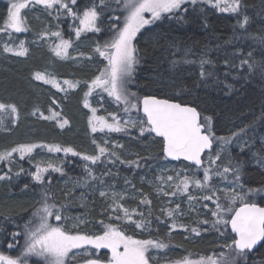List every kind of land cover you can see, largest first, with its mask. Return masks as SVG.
Listing matches in <instances>:
<instances>
[{"label":"trees","instance_id":"trees-1","mask_svg":"<svg viewBox=\"0 0 264 264\" xmlns=\"http://www.w3.org/2000/svg\"><path fill=\"white\" fill-rule=\"evenodd\" d=\"M91 3L92 0H77L73 10L82 12ZM96 3L99 4V0ZM117 7L114 0L109 2L101 18L102 28H110L108 19L117 17ZM6 9V2L0 0V25L3 24ZM23 14L27 20L26 31H13L11 35L0 33V103L14 104L18 110V116L11 114L10 110L0 113L7 129L0 130V152L19 144H45L59 145L61 149L70 147L82 155L35 148L23 158L17 152L13 153L10 161H0V175L7 173L10 177L0 181V252L11 256L21 254L24 224L39 206L43 189L48 190L50 203L64 205L62 211L64 216L69 217L66 221L69 230H73L72 225L77 223L71 218L79 216L86 221L79 230L90 235L102 231L98 223L100 220L116 223L114 218L111 221L108 218L112 192L125 195L126 199L122 201L124 207L129 211L136 209L143 212L144 218L151 221L149 228L143 231L136 229L134 224L125 222L122 225L127 234L134 235L136 239H163L168 242L169 229L174 220L162 214V210L179 204L180 213L176 214L175 223L186 226L187 230L181 227L172 230L169 249H150L153 257H159L154 264L168 263L189 254L191 259H199L227 252L224 245L230 244L233 236L222 225L221 232L225 235L211 227L216 219L210 211L215 208L212 201L207 202V209L202 206L204 201L200 197L209 193L190 192L189 195L197 197L191 205L184 193L175 196L157 193V186L166 192L172 191V185L164 182L168 176L175 177L178 171L183 173L187 168L184 174L195 173L202 178L199 169L184 162L170 164L172 171L160 169V165L167 163L162 154V140L147 133L141 136L139 127H129L122 132L100 131L99 128L96 132L91 131L89 117L93 115L92 108L96 109V116L109 122L110 113H116L121 123L129 118H143L140 111L133 112L135 115L124 113L122 104L117 106L111 98L106 99L98 92L88 97L90 107H84V93L88 90L85 82L90 81L97 74V69L102 67V62L98 60L101 57L93 53L92 45L103 44L111 32L82 33L77 40L74 29L79 21L68 16L64 10L58 14L56 8L45 10L43 6H31ZM244 16L248 17V22L241 27ZM145 28L134 41L139 50V63L133 87L129 86V89L141 99L145 95H154L197 107L202 117H212V129L216 136H227L249 125L241 138L245 139L247 146L244 147V144L241 150L242 147L230 144L227 156L221 155L219 164L223 167L228 165L229 160L239 161L240 183L249 202L264 205V165L258 163L260 158H264V140H259V137H264V77L258 67L253 71L248 64L242 63L247 60L258 66L264 62V43L260 41V37L264 36V0H241L237 13L218 11L208 4L186 3L173 16ZM57 31L63 39L72 40V46L83 43L80 53L85 55H80L79 59L83 60L80 65H76L68 54L64 59L55 56L52 48L59 43V39L51 34ZM21 40L27 49L24 56L16 55L15 51L4 52L6 43L18 50ZM96 60L97 64L92 66ZM201 60L208 61L203 69ZM202 70L206 73L203 77L200 75ZM36 73L55 79L59 87L37 80ZM66 80L77 86L70 88L64 83ZM13 120L16 122L13 123ZM64 120L68 123L61 128L59 124ZM93 140L109 151H115L120 159L105 153L96 164L83 160V155L97 154ZM217 149V144H214L211 150L213 156ZM204 159H208V154ZM126 161L136 163L128 164ZM37 163L41 167L53 163L63 172L48 169L43 173V183H38L30 175L36 171ZM85 164L93 170L96 179L87 175ZM20 169L24 171L20 172ZM105 172L109 174L104 175ZM157 177L163 179L157 180ZM232 179L229 174L225 184H219L223 180L214 177V183L217 188L224 189ZM77 181L80 183L77 184ZM25 185L28 187L25 188ZM249 189L261 190L255 191L250 199ZM101 191L109 194L107 199L100 197ZM132 191L134 198L129 196ZM65 193L68 195L65 196ZM141 194L148 197L150 205L140 204ZM218 195L223 197V192ZM235 206L239 207V202ZM112 215L114 217L115 213ZM140 218L133 215V219ZM54 219L51 217L50 222L56 223ZM204 220L209 223L203 224ZM192 228H197L200 235L193 233ZM13 232L20 233L16 241L12 240ZM17 242L18 247L8 248L9 243ZM92 251L93 258L95 255L108 256L105 249ZM31 262L29 260V264ZM240 264H245V261L241 259ZM246 264H264V243L255 252L247 253Z\"/></svg>","mask_w":264,"mask_h":264},{"label":"snow or ice","instance_id":"snow-or-ice-1","mask_svg":"<svg viewBox=\"0 0 264 264\" xmlns=\"http://www.w3.org/2000/svg\"><path fill=\"white\" fill-rule=\"evenodd\" d=\"M110 0H92L90 6H85L83 11H74V6L77 0H10L6 16L3 17V24L0 25V33L11 35L14 32L26 31L27 20L24 16V11L31 6H43L45 10L56 8L60 14L64 10L66 14L74 20H78L79 24L75 27L74 32L77 40L82 36V33H103L111 32L109 39L103 44L96 43L93 48V53H98L106 63L102 68L97 69V74L90 80L86 81L88 90L84 93V107L89 108L88 97L96 90L107 93L108 97L119 105H124L123 112L130 113L133 109L139 112L141 110L146 119H125L121 123V118L116 113H110L111 122L104 117L95 115L96 109L92 108L93 115L89 117V126L92 132L98 130L104 131L108 129L110 132H122L127 128L139 127L141 136L145 133L162 138V151L165 158L173 160L190 161L196 166V169L203 170V177L199 178L195 173L191 176L184 174L188 169H184L183 173L178 171L176 176H168L165 183L172 185V191L166 192L162 187L157 186V193H163L164 196H175L177 193H189V185L191 184L196 190L207 192L208 195L200 197L204 201L203 207L208 208V201H212L215 205L214 209H210L211 215L216 219L212 221L211 227L217 232H221V225L226 229L231 226V232L234 238L231 243L224 245L228 249L227 252L221 251L218 255L201 256L199 259H191L189 254L181 259L171 261V264H240L241 259L247 261V253L254 250V246L264 243V207H261L255 202H249L247 194L244 193V186L240 183L241 180V163L235 160H229L228 165L221 167L219 160L221 155L227 150L228 146L233 143L234 139L239 140L240 137L246 134L249 125H245L231 132L227 136H216L212 129V117L203 116L197 110V107L186 103L173 102L170 99H159L154 95H145L141 99L136 92L129 89V85L133 80L136 70V65L139 63L138 48L134 41L137 39V34L141 33V29L145 26L154 25L157 21L165 17H171L175 11L180 9L185 4L186 0H115L123 13L122 20L109 17L108 24L110 28H102V16L104 9L108 7ZM193 4L196 0H191ZM209 3L212 0H208ZM223 5V7H221ZM217 9L224 12H239L241 0H215L213 5ZM147 14V15H146ZM49 15L51 13L49 12ZM248 22V17L244 16L240 23L241 27ZM71 27V26H70ZM41 35H48L42 33ZM59 39L52 51L55 56L61 59L67 58L68 49L72 47L73 41L63 39L59 31L51 34ZM261 43H264V36L260 37ZM16 55L24 56L27 49L24 48V41L21 40L18 45V50L11 45H4V52H13ZM81 56L85 55L80 53ZM251 56V53H249ZM201 67L208 61L201 60ZM242 63L248 64L253 71L259 68L261 76L264 77V62L258 66L245 60ZM200 75L203 77L206 73L202 70ZM37 80H44L45 83H52L59 87L55 79L46 77L42 73H36ZM70 88H75L77 85L70 81H64ZM79 83V82H78ZM11 112L18 116V110L14 104L5 105L0 103V113ZM54 116L57 114H53ZM51 118V117H50ZM16 121L13 120V123ZM64 120L59 124L61 128L67 124ZM0 130H7L4 125L3 116L0 115ZM93 144L96 141L93 140ZM214 144H218L219 148L215 155L211 154V149ZM247 145L245 144L244 147ZM113 147H123V145H113ZM35 148H47L49 152H59L63 150L65 153L72 152L73 155L81 156L79 152H75L72 148H63L59 145L45 144H19L10 150L0 152V161H10L13 153H20L21 158L26 154L32 153ZM96 155H83L82 159L96 164L101 157L108 153L110 156L119 160L120 157L115 151H109L108 148L96 144ZM209 150L208 159L205 161L202 158V153ZM243 150V147L241 148ZM124 163L125 161H121ZM128 164H135L136 161H126ZM258 163L264 165V158H260ZM85 171L89 177L96 179L93 170L84 165ZM51 169L54 172H63V169L55 166L53 163H48L45 167L36 164V171L30 173L31 178L43 183V173ZM10 171V169H9ZM24 169H20L23 172ZM20 173L18 172L17 175ZM109 173L105 172L104 175ZM229 174L233 179L230 185L224 189H219L214 183V177L221 180H227ZM10 179L7 173L0 175V181ZM162 177H157V180H162ZM80 181H77L79 184ZM127 183V181H126ZM25 188L28 185L24 186ZM239 188V191H237ZM261 189H249L248 192L260 191ZM223 192V197L218 195ZM68 193H65L67 196ZM108 193L100 192V197L107 199ZM140 204L150 205L151 201L144 194ZM126 196L120 193H111V203L108 205L110 209L109 221L113 218L116 223L98 221L102 226V231L98 234L82 233L80 225L86 223L82 217H72L77 221L72 225L73 230H69L66 221L69 217L64 216V205L50 203V194L47 189L42 191V200L39 206L36 207L29 219L24 224V244L19 256L6 255L0 252V264H29V258L35 257L33 264H75L77 260L83 257L81 264H154V261L159 257H153L150 254V249L165 250L171 245L172 230L177 227L184 228V225L175 223L176 214L180 213V205L175 208L162 210V214L169 218H173L174 222L169 229V240L165 242L163 239H136L134 235H128L123 228L126 222L129 225L134 224L138 230L148 229L151 221L144 218L143 212H137L136 209L129 211L122 203ZM197 197L188 195V202L191 205L196 201ZM239 202V207L236 203ZM107 211V210H106ZM113 213L115 216L113 217ZM122 213V215H120ZM139 215L140 219H133V215ZM151 215V212H149ZM54 217L56 223L50 222V218ZM225 217H230L225 219ZM159 219V217H157ZM203 224H208V220L202 221ZM191 231L197 236L200 231L197 228H192ZM20 233L13 232L11 237L16 241ZM221 235L225 233L221 232ZM19 246V243H9L8 248L14 249ZM97 252L100 249H107L110 252L109 256L100 257L95 255L92 250Z\"/></svg>","mask_w":264,"mask_h":264},{"label":"rangeland","instance_id":"rangeland-1","mask_svg":"<svg viewBox=\"0 0 264 264\" xmlns=\"http://www.w3.org/2000/svg\"><path fill=\"white\" fill-rule=\"evenodd\" d=\"M3 1H5L6 2V8L8 9V6H9V3H10V0H3ZM110 1H112L113 2V0H110ZM114 2H115V0H114ZM116 3V2H115ZM186 3H191V4H193L192 2H191V0H186V2H185V4ZM197 3H200V4H208V5H210L211 7H213V8H216V7H214L213 5H214V3H215V0H212V2L211 3H209L208 2V0H196V3L195 4H197ZM221 7H223V5H221ZM7 9H6V13H7ZM217 9V8H216ZM218 11H221V10H219V9H217ZM222 12H224V11H222ZM116 14H117V17H115L114 19H113V22H115V20H116V18H119V19H121L122 20V16H123V13H122V11L120 10V8H119V6L117 7V10H116V12H115ZM225 13H233V12H225ZM147 15V14H146ZM6 16V15H5ZM142 30V29H141ZM110 38V37H109ZM108 38V39H109ZM77 45H74V46H72L71 47V50H70V52L69 53H67L68 55H70L71 56V58L73 59V61H74V63L76 64V65H80L82 62H83V60L82 59H79V57H80V52H81V50H82V48L81 47H83L82 45H83V43H76ZM93 47H95V45H92ZM92 46H90V47H92ZM98 57H100L99 55H98ZM100 62H102V67L104 66V64L106 63V61H104L103 60V58L101 57V59H98ZM97 64V60L92 64V66H94V65H96ZM101 67V68H102ZM134 77V76H133ZM130 87H133V80H132V82L130 83V85H129ZM130 91H132V92H135L134 90H130ZM102 93V94H104L105 95V97H106V99L107 98H110V97H108V95H107V93H103V92H101L100 90H96V91H94L93 93ZM92 93V94H93ZM90 98V97H89ZM95 98H97V97H95ZM112 99V98H111ZM113 100V99H112ZM122 107H124V105H122ZM137 110H135V109H133L131 112H130V114H133V115H135L133 112H136ZM136 119H140V118H136ZM98 128H99V126H98ZM243 136V135H242ZM242 136L240 137V139L239 140H235L234 139V141H233V143L232 144H236L239 148H241L244 144H245V139H241L242 138ZM259 140L261 141V140H264V137H259ZM217 146H218V148H219V145L217 144ZM223 156H227V150L222 154ZM205 158V157H204ZM205 160V159H204ZM160 169H165V170H170V171H172L173 170V167L168 163H164V164H162V165H160V167H159ZM199 171L201 172V174H202V177H203V170L202 169H199ZM191 175H193V173H189V176H191ZM196 175V174H195ZM158 176H160V173L158 174ZM225 182H226V180H223V182H221V183H219V184H225ZM263 189V188H262ZM192 191H197V193H199V194H204V192H202V191H199V190H196L191 184L189 185V193L188 194H185V198H188V195L190 194V192H192ZM253 193L254 192H251L250 193V196H249V198L251 199L252 197V195H253ZM262 193H264V189L262 190ZM121 194V193H120ZM130 197H132V198H134V193H133V191L131 192V194L129 195ZM175 200V199H174ZM187 202H185V204H186ZM51 222H53V221H51ZM54 222H56L55 221V219H54ZM23 244H24V242H23ZM23 244H22V246H23ZM22 246H21V249H20V252L22 251ZM258 249V248H257ZM105 250H107V249H105ZM108 252H107V254H108V256L110 255V252H109V250H107ZM35 257H30L29 258V260H31V261H35ZM33 262H31L32 264H33ZM75 264H81V262L79 261V262H77V263H75ZM163 264H171V262H168V263H163Z\"/></svg>","mask_w":264,"mask_h":264},{"label":"water","instance_id":"water-1","mask_svg":"<svg viewBox=\"0 0 264 264\" xmlns=\"http://www.w3.org/2000/svg\"><path fill=\"white\" fill-rule=\"evenodd\" d=\"M159 99H161V98H159ZM173 102H175V101H173ZM140 113H141V115L144 117V114H143V111H142V106H141V110H140ZM145 118V117H144ZM146 119V118H145ZM154 137H156L155 136V134L153 133L152 134ZM156 138H159V139H161L162 140V138H160V137H156ZM212 150V149H211ZM205 153H209V150H205ZM205 153H202V158H203V156H204V154ZM162 154H163V151H162ZM164 156V155H163ZM165 158V157H164ZM167 161H169V162H180V161H183V162H186V163H188V164H190V165H192L193 167H196L194 164H192V162H190V161H185V160H183V158H181V160H179V161H177V160H173L172 158H170V157H168V158H165ZM260 205V204H259ZM261 207H264V205H260ZM228 230H229V232L232 234V232H231V226L229 225L228 226ZM232 236L234 237V234H232ZM262 243H260V242H258V244L256 245V246H254V250L253 251H250V252H255L256 250H257V248L261 245Z\"/></svg>","mask_w":264,"mask_h":264}]
</instances>
